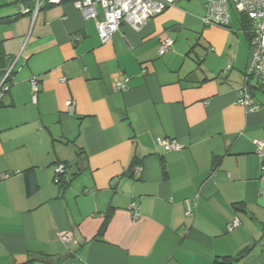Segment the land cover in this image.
<instances>
[{
	"label": "crops",
	"instance_id": "obj_1",
	"mask_svg": "<svg viewBox=\"0 0 264 264\" xmlns=\"http://www.w3.org/2000/svg\"><path fill=\"white\" fill-rule=\"evenodd\" d=\"M21 9L32 0H0V86L16 62L0 99V264H264V106L238 104L252 61L240 16L206 26L205 5L182 0L104 44L72 2Z\"/></svg>",
	"mask_w": 264,
	"mask_h": 264
},
{
	"label": "built area",
	"instance_id": "obj_2",
	"mask_svg": "<svg viewBox=\"0 0 264 264\" xmlns=\"http://www.w3.org/2000/svg\"><path fill=\"white\" fill-rule=\"evenodd\" d=\"M72 2L86 21H93L99 32L102 43L109 42L115 33L118 32L122 24H129L135 31H139L144 23L162 14L166 9L174 6L182 0H32L33 9H21L23 15L33 13L36 18L44 5L55 6L65 2ZM202 2L206 8L203 23L206 26L219 28H229L232 20V11L240 15L248 24L245 32L249 35L252 48V61L246 71V85L238 92V104L248 112L260 110L263 104L256 102L252 96L250 81L254 79L256 87L264 93V0H197ZM101 11V14L99 12ZM79 40V39H78ZM174 46V41L170 38L162 42L159 55L164 56ZM16 62L6 72L5 78L0 86V99L9 92L15 83L14 68ZM129 78H122L116 82L118 90H127ZM31 89L34 94V101L39 91V81L36 77L30 80ZM69 111L75 108L74 102H67ZM156 144L165 152H180L183 146L176 140L157 138ZM256 153L262 159V171H264V142H256ZM141 169V168H140ZM65 175V166L59 165L56 171L55 182L59 184ZM3 176V179L7 178ZM187 215L194 216L197 210V200H188ZM133 219L141 217L140 209L136 203L130 207ZM241 225L238 218H235L227 227L228 231H233ZM59 239L68 243L71 241V234L64 233Z\"/></svg>",
	"mask_w": 264,
	"mask_h": 264
},
{
	"label": "trees",
	"instance_id": "obj_3",
	"mask_svg": "<svg viewBox=\"0 0 264 264\" xmlns=\"http://www.w3.org/2000/svg\"><path fill=\"white\" fill-rule=\"evenodd\" d=\"M240 18L243 21V24H244L243 27H244V29H247L248 28L247 22L241 16H240ZM27 181H28V184H29V190L28 191L31 194L34 191V188H33V182L34 181H33V176L31 174L27 175ZM109 219H110V214L107 217L105 223L103 224V226H102V228L100 230V235H103L104 234V232H105V230L107 228V225L109 223ZM246 255H248V250L247 251H243L241 253V256L240 257L242 258V257H245ZM236 261H238V260H236V259L234 260L232 258H225L222 262H218L217 261L216 264H235ZM32 262H34V261H32Z\"/></svg>",
	"mask_w": 264,
	"mask_h": 264
},
{
	"label": "rangeland",
	"instance_id": "obj_4",
	"mask_svg": "<svg viewBox=\"0 0 264 264\" xmlns=\"http://www.w3.org/2000/svg\"><path fill=\"white\" fill-rule=\"evenodd\" d=\"M232 15H233V17H234V19H233V23H234L233 27H234V29H235L238 25H240V22H238V20H237V15H236V13H235L234 11H232ZM238 27H239V26H238Z\"/></svg>",
	"mask_w": 264,
	"mask_h": 264
},
{
	"label": "bare ground",
	"instance_id": "obj_5",
	"mask_svg": "<svg viewBox=\"0 0 264 264\" xmlns=\"http://www.w3.org/2000/svg\"><path fill=\"white\" fill-rule=\"evenodd\" d=\"M169 153V152H168Z\"/></svg>",
	"mask_w": 264,
	"mask_h": 264
}]
</instances>
